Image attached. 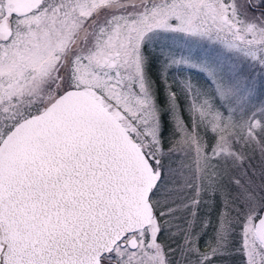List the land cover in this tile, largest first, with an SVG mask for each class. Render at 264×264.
<instances>
[{
	"label": "snow or ice",
	"instance_id": "snow-or-ice-1",
	"mask_svg": "<svg viewBox=\"0 0 264 264\" xmlns=\"http://www.w3.org/2000/svg\"><path fill=\"white\" fill-rule=\"evenodd\" d=\"M0 264H264V0H0Z\"/></svg>",
	"mask_w": 264,
	"mask_h": 264
}]
</instances>
